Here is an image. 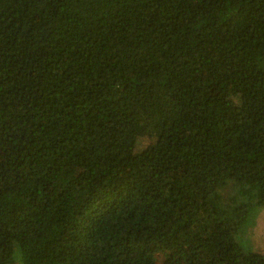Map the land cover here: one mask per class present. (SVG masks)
<instances>
[{"label":"trees","instance_id":"obj_1","mask_svg":"<svg viewBox=\"0 0 264 264\" xmlns=\"http://www.w3.org/2000/svg\"><path fill=\"white\" fill-rule=\"evenodd\" d=\"M263 209L264 0H0V264H264Z\"/></svg>","mask_w":264,"mask_h":264},{"label":"rangeland","instance_id":"obj_2","mask_svg":"<svg viewBox=\"0 0 264 264\" xmlns=\"http://www.w3.org/2000/svg\"><path fill=\"white\" fill-rule=\"evenodd\" d=\"M262 218L259 220V223H257L256 228L254 227L256 233L255 236H253V239L256 244L252 246L254 250L264 253V217Z\"/></svg>","mask_w":264,"mask_h":264}]
</instances>
